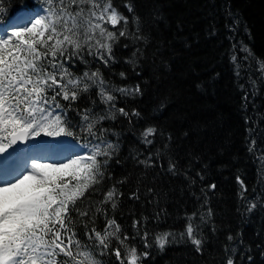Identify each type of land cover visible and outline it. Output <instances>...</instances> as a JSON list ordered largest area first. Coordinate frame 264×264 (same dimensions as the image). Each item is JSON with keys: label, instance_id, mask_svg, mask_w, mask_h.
<instances>
[{"label": "trees", "instance_id": "1", "mask_svg": "<svg viewBox=\"0 0 264 264\" xmlns=\"http://www.w3.org/2000/svg\"><path fill=\"white\" fill-rule=\"evenodd\" d=\"M111 3L129 18L127 31L143 39L120 37L107 65L86 52L67 62L74 77L99 71L115 96L103 102L92 87L67 112L76 125L84 124L77 113L86 109L109 116L96 128L116 145L102 181L77 203L88 216L70 213L77 238L95 245L87 234L103 235L114 221L108 230L118 225L120 239H129L121 245L110 237L103 264H120L112 254L117 247L122 256L132 247L138 257L149 254L137 264H226L229 258L264 264V0ZM37 5L46 7V0H0V21ZM149 128L156 131L146 138ZM108 191L115 193L111 201ZM188 224L202 241L200 251L187 236ZM165 233L161 249L157 237Z\"/></svg>", "mask_w": 264, "mask_h": 264}, {"label": "snow or ice", "instance_id": "2", "mask_svg": "<svg viewBox=\"0 0 264 264\" xmlns=\"http://www.w3.org/2000/svg\"><path fill=\"white\" fill-rule=\"evenodd\" d=\"M46 5L41 14L16 17L9 25L10 31L0 29V154L12 149L8 157L0 160V165H4L0 168V264H103L100 257L110 247L109 238L114 237L123 245L129 237L120 239L118 225L109 231L115 224L109 221L103 235L95 229L87 234L89 240L97 242L95 245L82 244L70 213L77 211L80 217L88 216V211H79L77 203L102 181L104 165L116 154V145L102 139L106 130L96 128L109 116L95 117L91 109H86L77 113L84 124L76 125L67 112L92 87L99 89L103 102H112L115 96L106 92V82L99 71L74 77L67 62L77 56L83 59L86 52L107 65L115 59L113 45L120 37L141 40L143 36L127 31L129 18L118 13L111 0H46ZM126 6L129 12L133 11L130 4ZM121 22L122 27L117 28ZM106 24L116 31L105 27ZM140 32L137 27V33ZM117 91L128 94L127 89ZM133 91L141 92L140 86ZM118 111L129 115L124 108ZM77 127L98 141L90 140L86 153L77 149L89 145L38 139H78ZM155 131L149 128L144 136L147 138ZM29 141L33 142L27 148L15 147ZM17 158L25 160L22 170L14 162L8 163ZM174 168L170 164L169 170ZM114 195V191H108L106 200L111 201ZM112 207H116L115 203ZM186 231L200 251L202 241L193 235L192 224H188ZM169 235L157 237L161 249ZM145 247L149 245L145 243ZM112 254L120 264H137L140 257L149 255L143 252L138 257L135 247L124 256L119 247ZM61 256L66 259H58ZM226 264H234V260L229 258Z\"/></svg>", "mask_w": 264, "mask_h": 264}, {"label": "rangeland", "instance_id": "3", "mask_svg": "<svg viewBox=\"0 0 264 264\" xmlns=\"http://www.w3.org/2000/svg\"><path fill=\"white\" fill-rule=\"evenodd\" d=\"M32 13V12H31ZM20 14L21 13H19V14H17L13 19H12V21L16 18V17H18V16H20ZM23 15V14H22ZM11 29H9V31H10Z\"/></svg>", "mask_w": 264, "mask_h": 264}, {"label": "bare ground", "instance_id": "4", "mask_svg": "<svg viewBox=\"0 0 264 264\" xmlns=\"http://www.w3.org/2000/svg\"><path fill=\"white\" fill-rule=\"evenodd\" d=\"M12 21H10V23H11Z\"/></svg>", "mask_w": 264, "mask_h": 264}]
</instances>
